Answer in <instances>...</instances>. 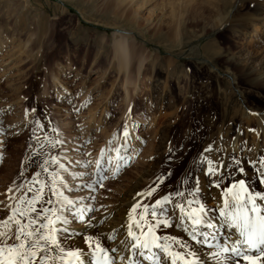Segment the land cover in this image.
Instances as JSON below:
<instances>
[{
    "label": "rangeland",
    "instance_id": "374dc122",
    "mask_svg": "<svg viewBox=\"0 0 264 264\" xmlns=\"http://www.w3.org/2000/svg\"><path fill=\"white\" fill-rule=\"evenodd\" d=\"M236 4L234 0L233 8ZM185 5L186 0H0V205L14 209L21 197L26 193L31 197L38 188L36 185L29 191L35 174L45 173V168H59L57 157L65 147L68 131L74 130L71 151L79 149L89 158L90 172L91 157L102 153L103 166L116 148L124 149L120 138L125 120L129 121L128 129L138 120L142 127L134 137L140 141L139 149L131 161L118 169L115 165L113 171L107 162L85 220H77L76 214L65 215L82 235L89 234L93 223L99 227L112 216L101 206L105 195L122 193L128 186L141 183L142 173L152 168V159L168 152L165 145L199 137L215 141L221 135V124L238 127L239 116L231 118L234 109L262 108L264 88L246 83L244 76L232 68L233 63H243L255 54L252 68L257 73L263 71L264 24L256 29L250 25L246 33L233 32L223 22L216 24L218 16L205 13L204 17L190 19ZM176 29L178 33H174ZM121 32L131 35L128 40L136 44L143 58L139 71L131 73L128 96L122 86L126 71L117 70L114 54ZM172 37H179L181 44L169 48L170 41L175 40ZM213 42L219 53L207 56L203 47ZM54 71L60 80L65 77L60 87L68 90L67 97H59L53 88ZM207 114L216 115L217 121L209 132L202 121ZM89 115L100 119L98 126H87L82 118ZM15 157L21 159L24 174L12 183L8 180L9 163ZM206 167L198 164L200 175ZM250 170L255 177L256 168L251 166ZM111 179L114 181L109 184ZM162 179L168 181L170 176ZM56 189L61 188L58 185ZM165 190L173 194L172 200L181 191L172 184ZM42 197L38 210L41 205H61L57 197L44 191ZM50 197L53 205L45 204ZM9 225L16 229L15 219ZM114 248L111 254L115 261L118 256L125 257L124 250ZM140 264L152 262L142 259Z\"/></svg>",
    "mask_w": 264,
    "mask_h": 264
},
{
    "label": "bare ground",
    "instance_id": "6f19581e",
    "mask_svg": "<svg viewBox=\"0 0 264 264\" xmlns=\"http://www.w3.org/2000/svg\"><path fill=\"white\" fill-rule=\"evenodd\" d=\"M208 1H211V4H208ZM233 1L234 0H186V5L184 8L190 19L195 17H204L205 13H208L212 16H218L219 21L216 24L219 26V24H221L220 22H223V25L233 29V32H240L244 30V33H246L248 32L247 28L250 25H254L256 29L257 26H262L264 24V0H236L237 4L235 8H233ZM127 12L126 16L128 15ZM177 31L178 30L176 29L174 33H178ZM169 34L171 33L168 31V35ZM119 35L120 38L116 41L114 46V54L118 62L117 70H123V72L124 70L126 71L122 86L125 89L126 96H128V84L133 82L132 78H130V76H132L131 73L134 69L139 71V68L143 62V58L141 52L139 53L140 50L136 48V44L128 40L130 35L129 33L121 32ZM176 35L178 36V34ZM174 39V41H170L168 45L169 48L181 44L182 41L179 37ZM215 45L216 44L213 42L210 44L208 43L203 47V50L207 56H214L219 53V50ZM249 56L250 57L248 59L246 58L244 61H242L243 63H233L232 70L234 69V72L242 74L246 83H249L250 85H256L258 88H264V76L262 77L264 69L262 71L260 68L261 71L257 73L252 68V64L256 60V55L250 54ZM135 58L136 61L132 63V60ZM262 66L264 67V59L260 61V67ZM157 72L158 74L160 73V68L157 69ZM66 75L67 72L65 71L64 76ZM214 76L215 75L212 74V77ZM51 77L53 80V88L56 90V93L60 94L59 97H67L69 95L68 90H64L60 87L63 85L65 77L60 80V78L55 76V71L52 72ZM225 95L226 94H224V97ZM253 110L250 109L249 106L247 110H243L242 108L234 109L233 114L230 115L231 118H234L235 115L239 116L238 127H236L237 125L228 127V124L226 126H224L225 124H221L219 128V130H221V135H218L215 141H211L206 138L204 140L199 137V139L195 141L189 140V142H171L165 145L164 148L169 149L168 152L152 159V168L151 170L144 171L142 173L143 181H141V183L128 186L125 192L121 193L118 191L114 192L113 194L105 195V198L103 199L105 203L101 206L104 209V212L110 211L112 216H109L106 220H103L99 227L97 225L98 223L95 222V224L93 223V226H91V231L89 234L82 235L78 228L74 227L75 224L73 220H68V217V223L61 225L62 228L68 227V232L66 233L61 231L59 235L62 240L63 247L69 250H82V259L85 260V264H91L93 257L90 255V250L83 240L84 236L90 235L99 240L101 245L107 249H112L114 246H116L119 249H117L118 251H125L124 253L126 258H120V256H118L116 261L111 252L109 253L110 257L114 260V264H130V261L133 257H136L137 264H140V261L144 258L140 257L138 252L130 251L124 246V244L121 243V240L126 239V232L129 225L131 224L132 227L135 228L136 223H140L141 229L143 230V235L141 237L142 239L147 237L148 228L151 227L153 233L159 236L161 239H163L165 236L177 237L179 239L186 240L191 244L192 242L190 238L184 231L185 227L191 229V225L188 223H180V213L175 208V204L177 202H182L186 198H191L190 196H178L175 198V200H172V203L167 205V210L175 217L172 219L167 216V219L171 224L170 227H164L162 224H158L156 218L151 216L152 208L145 206L152 205L156 199L169 194V192H167L165 189L171 184L175 187H179L181 191H186L187 186L184 182L188 179L187 174L189 170L193 169L194 165H196L197 168L199 164L197 162L201 160L207 166V159H211L213 164L224 174L223 183H221L220 188H210L203 174L200 175L201 191L198 194V198L203 201L207 209L215 208L217 210L212 217L214 223L216 224V228L209 231H215L222 237L224 235H231L233 238H235L236 232L224 225L221 217L219 216V209L224 206L222 189L231 184L234 180L245 179L251 192L264 193V184L256 181L258 177V167H253L256 168L257 171V173L254 174L255 177H253V174L250 170L251 166L248 165V162L252 160L259 161L260 158H264V104H262V108L260 110ZM215 116L216 115H213L212 117L207 114L202 119L204 123H207L208 128L206 130L208 132L217 126V121L214 119ZM82 119H86L84 121L87 123L88 127L92 126L93 124H97L98 126V123L100 122V119L95 120L93 115H89L88 117L84 116ZM128 124L129 121L126 119L123 134L120 138L124 149L119 151L116 148V150L113 151L112 157H107L105 159L106 164L107 162L109 165L112 164L111 171H113L115 165L116 169H118V166L131 161L132 157L139 149L138 144L140 141L135 139L137 137H134V133L135 131H140L142 124L136 120L132 123L134 126L131 129L126 127ZM126 130L129 131L128 134L130 133L129 139L128 136L124 135ZM73 131L74 130L68 131V136L65 139L66 143L63 145L65 147H63L62 151L60 149V155L57 157L60 159L59 168L57 169L51 167L47 172L38 175L37 178L32 177L31 181L33 179H37L40 182L37 184V187H42L43 191L49 196L51 194L50 189L52 187L56 188L59 185L61 188L60 192H63L64 196L73 202L72 211L65 213V215L67 216V214H70L71 216V214L75 212L77 217H79L77 220H85L86 218L84 215L91 207L90 202L92 201L91 198L95 192L94 189L97 185V181L101 179L100 176L102 175L106 164L103 163V166H101L102 153L96 154L90 159L93 161V164L92 169L90 172H88L89 168L87 165H89V158L87 159L84 154L80 153L79 149L76 152L71 151L72 142L74 140ZM108 137L109 134H107L106 138L108 139ZM62 144L63 143H61V146ZM209 145L212 146L213 150L211 152L204 153V156H200V153L204 152V149H206ZM104 147L105 150L108 149V145L104 144ZM19 157H15V160H11L13 162L9 163V170H11V176L8 178V180H10L9 182L15 183L24 174L22 167H20L21 159ZM237 159L240 161V166L245 170L243 175L232 171L235 168V160ZM246 162L247 165H245ZM61 165H63V167H61ZM84 174H86V176H84ZM156 176L157 178H166L170 176V179L168 181L163 180L164 183H160L158 179L157 181L153 182V178ZM6 177H8V174ZM56 181L58 185L55 184ZM113 181L114 180L111 179L109 184H111ZM149 187L156 189L151 197H140L137 195L142 191L148 190ZM238 190L239 188L237 186V188L233 191ZM114 195H117V197ZM240 195L243 197L244 193L241 192ZM231 196L232 193H229V198H231ZM57 199L61 204L63 198L57 196ZM134 204L138 205V207L136 211L132 212V218L130 220L128 214ZM261 205H264V201H258V206ZM57 206L60 207L61 205ZM10 210L11 205H0V233H4L6 236L13 237L14 239L16 229H12L9 225V221L11 220L9 217L12 213V210ZM50 218H54V216ZM163 218L164 217L162 216L161 219ZM70 225L73 227L69 228ZM109 236H113L115 239L110 241L107 239ZM4 239L5 236H0V241H3ZM12 242V239L7 241L9 244ZM168 243L170 244L171 242L169 241ZM193 246L199 249L202 260L207 261L208 264H213L208 254L207 248L200 247L199 245ZM171 250L181 253L184 252V249L179 248L178 246H173ZM161 252L162 251L160 250L156 251V255L160 257L161 264H171L172 258L167 256L164 252ZM148 255H152V253L149 252ZM99 256L100 254L97 253V258H99ZM63 260L71 261L72 264H76L75 258L73 257L64 256ZM36 264H39V255L37 257ZM56 264H61V259L59 257L56 259ZM177 264H182L179 258H177Z\"/></svg>",
    "mask_w": 264,
    "mask_h": 264
},
{
    "label": "snow or ice",
    "instance_id": "6c2138e0",
    "mask_svg": "<svg viewBox=\"0 0 264 264\" xmlns=\"http://www.w3.org/2000/svg\"><path fill=\"white\" fill-rule=\"evenodd\" d=\"M124 135L127 136L128 132L125 131ZM212 150V146L209 145L204 149V152L200 153V156H204V153ZM52 160L55 162V157H52ZM197 163L202 165L203 161ZM249 163L252 167L261 166L258 168V179L260 183L264 184V161L252 160ZM44 171L47 172L48 169L45 168ZM232 171L240 175L244 174L245 170L240 166L238 159L235 160V168ZM35 175L38 176L39 174ZM223 175V172L213 164V161L207 159V167L203 169V176L210 188H220L221 183H223ZM187 176L188 179L184 182L187 186L186 191H178L175 195L190 196L191 198L177 202L175 208L180 213V223L191 225V229L185 227L184 231L192 243L177 237L165 236L161 239L153 233L151 227L148 228L147 237L142 239L143 230L140 223H136L135 228L131 224L129 225L126 239L121 240V243L130 251L138 252L140 257L151 261L152 264H161L160 257L156 255L157 250L171 257V264H177V258L182 264H208L207 261L202 260L199 249L193 245L207 248L213 264H264V205L258 206V201H264V193L251 192L245 179L234 180L222 189L224 206L219 209V216L224 225L236 232L235 238L231 235L222 237L215 231H209L216 228L212 217L217 210L215 208L207 209L203 201L198 198L201 186L200 171L197 170L196 165L189 170ZM157 179L163 183L162 178L158 177ZM39 183L37 179H34L29 191H32V187ZM237 186L239 190L233 191ZM155 190V188L149 187L148 190L137 195L151 197ZM8 191L11 192L12 189ZM50 192L51 197L63 198L59 208L41 205L38 210L37 204H40L43 198V188L38 187L31 197H28L27 193L25 197H21L17 206L12 209L9 219H15L16 230L14 239L0 233V236H5V239L0 241V264H36L38 255L39 264H56L57 257L61 259V264H72L71 261H64V256L75 258L76 264H85V260L82 259V250L65 249L58 235L61 231L68 232V229L62 228L61 225L67 223L65 213L72 211L73 202L55 187H52ZM241 192L244 193L243 197L240 195ZM229 193H232L231 198H229ZM172 195L169 193L156 199L154 204L145 206L152 208L151 216L156 218L158 224H162L164 227L171 226L167 219L166 208L168 204L172 203ZM51 197L45 201V204L53 205ZM137 207L136 204L132 206L128 214L130 220L132 212L136 211ZM72 214L75 215V212ZM52 216L54 218H50ZM162 216L163 219H161ZM9 239L13 240L11 244L7 243ZM107 239L111 241L115 237L109 236ZM83 240L93 257L91 264H114L109 253L115 252V248L103 247L94 236L86 235ZM173 246L184 249V252L172 251ZM149 252L152 255H148ZM97 253L100 254L99 258H97ZM130 264H137L136 257L131 259Z\"/></svg>",
    "mask_w": 264,
    "mask_h": 264
}]
</instances>
